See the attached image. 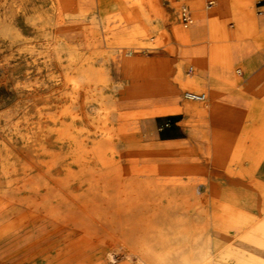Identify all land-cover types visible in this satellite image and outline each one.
Returning a JSON list of instances; mask_svg holds the SVG:
<instances>
[{"label":"bare ground","instance_id":"1","mask_svg":"<svg viewBox=\"0 0 264 264\" xmlns=\"http://www.w3.org/2000/svg\"><path fill=\"white\" fill-rule=\"evenodd\" d=\"M63 42L52 48L59 63ZM126 63L121 80L103 67L92 74L91 66L67 65V102L39 110L37 122L12 123L22 145L0 143V243L8 251L23 247L27 264H264V91L202 93L206 108L183 93L204 88L199 81L179 74L165 89L151 60ZM91 91L100 107L94 117L84 100ZM168 113L185 116L179 130L186 138H156L153 115ZM221 171L254 179L226 190L223 226L208 229L199 184ZM212 183L215 190L218 179ZM62 233L78 237L61 244L54 237ZM117 245L123 252L108 250Z\"/></svg>","mask_w":264,"mask_h":264},{"label":"crops","instance_id":"2","mask_svg":"<svg viewBox=\"0 0 264 264\" xmlns=\"http://www.w3.org/2000/svg\"><path fill=\"white\" fill-rule=\"evenodd\" d=\"M92 1L97 2H72L70 7L66 0L58 1L61 15L73 22L61 33L65 41L63 53L71 66H91L92 74L103 67L105 75L121 80L128 74L121 68L127 60L145 58L153 62V77L158 76L165 89L175 82L176 76L184 74L186 79L199 81L208 92L216 91L219 95L242 92L257 97L264 91V11L256 10V0H212L217 1L212 6H206L204 0H152L153 33L158 35L156 41L153 35V45L147 44L144 34L152 28L149 23L140 25L134 21L147 13L144 0H98L99 8L95 12ZM173 4L190 8L192 21L195 20L192 27L170 29L164 25L162 16L166 9L175 12ZM228 21L234 22L233 28H227ZM174 38L182 42L175 45ZM159 44L174 55L153 56V48ZM84 52L93 55L92 60ZM188 62L195 64L197 70L186 73L184 64ZM120 73L121 76L111 75ZM248 73L250 78L245 77ZM72 74L78 73L74 70ZM153 126L156 136L159 135L154 123ZM183 138L185 134L175 139ZM226 190L216 188L214 192L225 194Z\"/></svg>","mask_w":264,"mask_h":264},{"label":"rangeland","instance_id":"3","mask_svg":"<svg viewBox=\"0 0 264 264\" xmlns=\"http://www.w3.org/2000/svg\"><path fill=\"white\" fill-rule=\"evenodd\" d=\"M59 0H0V143H7L12 148L22 145L21 141H17L16 135L14 134L10 126L17 119L26 120L27 118L31 122L38 121L39 110L51 111L59 109L67 102V94L71 88L65 84L64 73L65 69L70 67L67 55L62 53L61 63H59V52H55L53 43L57 40L64 39L61 33L66 32V26H69L73 22L65 16L61 15ZM72 2H82L83 0H70ZM128 1V0H126ZM152 0H144V6L146 8V14L140 16V20L135 18L138 24L148 22L152 27L151 30L147 31L145 36L147 37V44H152L151 41L153 35V41L158 39V35L153 33V9L151 7ZM210 0H204L206 6H208ZM259 0L255 1V7L258 12H262V8L257 4ZM154 2V1H153ZM96 3V6L94 5ZM217 1L214 3L216 5ZM93 5L92 12H95L99 8V2L92 1ZM131 6V3H127ZM175 12L166 9L164 16H162L163 23L167 28H174L176 26L184 28V23L181 17V11L186 5H180L176 7L174 4ZM188 8V7H187ZM190 11V8H188ZM174 14V15H173ZM174 18H171L173 17ZM194 19L187 26L192 27ZM76 22L74 21V24ZM140 24V25H141ZM233 21L227 22V28H233ZM67 37V35H66ZM182 41L178 38H174V44L178 45ZM142 44V43H140ZM146 45V44H143ZM148 46V45H147ZM86 53V52H84ZM141 56L144 54L139 52ZM166 46L159 44L158 47L153 48V56H173ZM89 56L92 60L93 55ZM35 61V62H34ZM59 63V64H58ZM68 65V66H67ZM74 67V66H73ZM194 67V68H193ZM72 68V67H71ZM197 70V66L191 62L184 64V71L186 73L194 72ZM74 71V70H73ZM71 71V72H73ZM249 74V73H248ZM256 74V73H255ZM112 76H121L120 74H111ZM53 76V77H52ZM248 76V77H247ZM249 75L245 77L250 78ZM243 80V82H246ZM17 85V86H16ZM184 92L188 90H194L189 88H183ZM101 92L102 90L99 89ZM198 91L200 93H208L207 88H202ZM112 89L109 90V93ZM95 91L89 92L87 98L84 97L89 117H94L97 114L98 103L95 102L94 97ZM185 99H188L185 97ZM197 102V101H195ZM206 103V108L210 107L211 102L208 99L202 101ZM208 102V103H207ZM154 107V106H153ZM100 108V107H99ZM193 119H199L198 114H194ZM17 116V117H16ZM197 117V118H196ZM185 118L180 113H168V114H155L153 115V123L156 126V131L159 135L156 136L160 141H169L175 138H182L183 134L179 130V123ZM256 124L257 120H245L244 124ZM80 124V122L78 123ZM15 138V143H11V139ZM57 149H59L57 147ZM6 151L4 150V153ZM219 174V175H218ZM19 175V174H18ZM210 175V173L208 174ZM206 176L205 182L200 183L198 199H201V205L203 208L202 222L208 229H221L224 218L222 219L221 204L223 203L224 193H215L213 187V179H218L219 186L217 189L226 190L231 187L232 184L242 183L243 185L249 184L254 178H240L236 176H228L224 171L217 172V175ZM15 178L17 176H14ZM212 177V178H211ZM223 180L220 183V180ZM75 189V188H74ZM205 189V191H204ZM80 192L82 188L75 189ZM72 191V190H71ZM208 192V193H207ZM214 192V193H213ZM217 194L218 202H215L214 196ZM221 194V195H220ZM209 195V196H208ZM219 195L221 197H219ZM221 200V201H220ZM188 204L193 203L194 200L190 199L187 201ZM64 204V203H62ZM217 205L216 207H214ZM214 207V208H213ZM64 209V208H63ZM219 210V211H218ZM222 212H221V211ZM218 216L220 219H211L212 215ZM221 213V214H220ZM211 217V218H210ZM211 221V222H210ZM214 221V222H213ZM220 223V224H218ZM216 226V227H215ZM31 228H26L30 230ZM23 230V231H26ZM244 233L243 230H238L236 234ZM27 234L26 236H29ZM220 238L226 242H233L236 237L234 234H221L217 233ZM63 236V237H62ZM57 237V241L61 244L68 237H78V233H62ZM233 240V241H232ZM54 241V240H52ZM6 242L0 243V253H6L7 258L1 260L0 264H27L24 260V248L18 250L9 249V251L3 246ZM9 247V246H8ZM213 251L218 252L221 248L212 247ZM114 254L123 252L121 245L108 248ZM250 250L260 252L261 249L251 247ZM75 251V250H73ZM132 262H137V256L133 258L128 257ZM41 262V261H40ZM39 264H42L40 263Z\"/></svg>","mask_w":264,"mask_h":264},{"label":"built area","instance_id":"4","mask_svg":"<svg viewBox=\"0 0 264 264\" xmlns=\"http://www.w3.org/2000/svg\"><path fill=\"white\" fill-rule=\"evenodd\" d=\"M213 3L214 1L210 0L208 3V6H212ZM259 6L263 9L262 11H264V0H259ZM181 17H182V21L184 25H188L191 22L192 20L191 12L189 11L187 7L182 8ZM185 96L190 100H204L205 99V94L196 93L192 91H187L185 93Z\"/></svg>","mask_w":264,"mask_h":264}]
</instances>
